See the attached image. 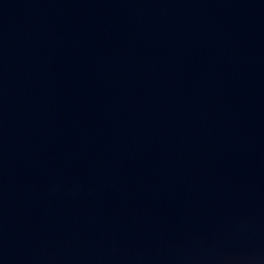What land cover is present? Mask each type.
Segmentation results:
<instances>
[{
  "label": "water",
  "instance_id": "water-1",
  "mask_svg": "<svg viewBox=\"0 0 264 264\" xmlns=\"http://www.w3.org/2000/svg\"><path fill=\"white\" fill-rule=\"evenodd\" d=\"M0 264H264V0H0Z\"/></svg>",
  "mask_w": 264,
  "mask_h": 264
}]
</instances>
